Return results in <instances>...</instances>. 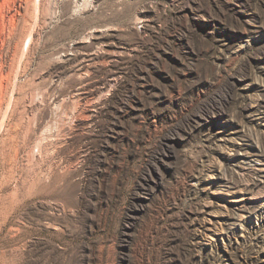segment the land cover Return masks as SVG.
I'll list each match as a JSON object with an SVG mask.
<instances>
[{"label": "rangeland", "instance_id": "374dc122", "mask_svg": "<svg viewBox=\"0 0 264 264\" xmlns=\"http://www.w3.org/2000/svg\"><path fill=\"white\" fill-rule=\"evenodd\" d=\"M0 264H264V0H0Z\"/></svg>", "mask_w": 264, "mask_h": 264}]
</instances>
